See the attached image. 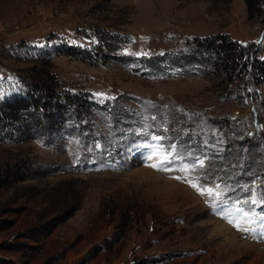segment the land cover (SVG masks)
I'll list each match as a JSON object with an SVG mask.
<instances>
[{
    "label": "rangeland",
    "instance_id": "obj_1",
    "mask_svg": "<svg viewBox=\"0 0 264 264\" xmlns=\"http://www.w3.org/2000/svg\"><path fill=\"white\" fill-rule=\"evenodd\" d=\"M204 40L241 46L247 70L226 76ZM258 59L264 0H0V106L46 72L83 103L50 136L0 130V261L264 264V239L222 220L264 223ZM215 221L252 248L210 241Z\"/></svg>",
    "mask_w": 264,
    "mask_h": 264
},
{
    "label": "trees",
    "instance_id": "obj_2",
    "mask_svg": "<svg viewBox=\"0 0 264 264\" xmlns=\"http://www.w3.org/2000/svg\"><path fill=\"white\" fill-rule=\"evenodd\" d=\"M249 11L255 10L260 6L261 0H244ZM201 48L210 50L216 54L215 59L212 60L214 66L217 69L223 70L226 76H233L237 72L247 70V62L243 60L244 50L239 48L233 43L226 41L215 42L204 40L200 43ZM255 72L252 75L253 78L259 79L260 76L264 77V59L255 60ZM45 84H40V90L37 94H31L27 99L18 100L11 103H6L0 106V130L5 132L6 137L13 139V129L15 134L22 137V133H28L33 130L38 133L41 129L45 133H49L51 129L61 121V118L66 113L75 114L73 108H77L82 111L83 103H77V99L74 95L64 92H60L52 86V76L48 75ZM264 81V78H262ZM63 99L70 100L74 105L66 106ZM16 121H20V125L17 126ZM22 128H21V127ZM53 126V127H52ZM0 264H8L0 261Z\"/></svg>",
    "mask_w": 264,
    "mask_h": 264
},
{
    "label": "bare ground",
    "instance_id": "obj_3",
    "mask_svg": "<svg viewBox=\"0 0 264 264\" xmlns=\"http://www.w3.org/2000/svg\"><path fill=\"white\" fill-rule=\"evenodd\" d=\"M206 228L209 230L210 241H215L217 238H222L223 243H225L226 246H229V248L234 251L252 248L248 242L240 239L238 234H235V232H233L227 225L222 224L219 221H215L214 223L211 222L209 224V228L207 226Z\"/></svg>",
    "mask_w": 264,
    "mask_h": 264
},
{
    "label": "snow or ice",
    "instance_id": "obj_4",
    "mask_svg": "<svg viewBox=\"0 0 264 264\" xmlns=\"http://www.w3.org/2000/svg\"><path fill=\"white\" fill-rule=\"evenodd\" d=\"M174 147V146H173ZM150 159L152 158L151 156L149 157ZM172 163V160L171 159H169V160H166V161H163L162 162V164H160V165H156V164H153L152 166L153 167H157L158 168V170L160 169V168H163V167H165L166 165H170ZM203 162L201 161V164H202ZM193 187H197V185H192ZM209 192L211 193V190H209ZM256 201L255 200H253L252 201V203H255ZM261 220L262 221H264V215H262L261 216ZM230 222H232V221H230ZM237 226H239V225H237Z\"/></svg>",
    "mask_w": 264,
    "mask_h": 264
}]
</instances>
